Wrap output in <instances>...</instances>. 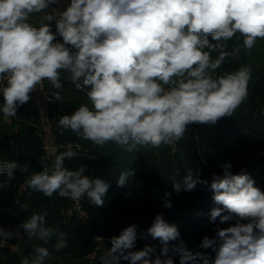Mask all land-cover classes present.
<instances>
[{
    "label": "clouds",
    "instance_id": "clouds-1",
    "mask_svg": "<svg viewBox=\"0 0 264 264\" xmlns=\"http://www.w3.org/2000/svg\"><path fill=\"white\" fill-rule=\"evenodd\" d=\"M62 4L63 0H0L4 122L11 123L44 81L62 89V72L70 75L88 103L60 116L58 126L96 146L113 143L127 152L137 146L176 148L189 125H215L231 118L247 100L250 66L218 75L216 70L229 57H238L242 48L251 50L264 40V0H70L61 9ZM34 16L39 17L35 23ZM234 38L242 39V48L236 44L228 50ZM213 52L218 53L215 59ZM49 99L61 101L62 96L54 91ZM76 156L69 145L50 167L45 164L33 173L26 187L47 198H87L91 206H103L109 183L85 175L86 165L68 169L65 161ZM220 167L223 174H213L211 182L193 169L181 182L176 169L162 206L170 210L173 192H191L199 185L213 194L216 206L208 213L209 221L219 218L224 224L235 216L233 225L217 226L214 236L205 235L197 249L189 250L178 226L157 213L146 230L132 223L113 235L102 264H119L121 259L129 264H174L177 256L179 264H264V191L246 172L233 174L231 161ZM16 169L27 172L28 166L0 161V174L9 181ZM132 175L130 170L121 172L117 185L124 187ZM47 216V211L33 213L17 227L29 241L48 244L55 238L53 249L60 252L68 247L66 233L49 225ZM14 235L23 239L18 232L0 228V248ZM148 237L159 242V254L149 244L134 250L138 240ZM11 251H19L18 244L11 245ZM51 258L47 247L34 245L20 264H46Z\"/></svg>",
    "mask_w": 264,
    "mask_h": 264
},
{
    "label": "trees",
    "instance_id": "trees-1",
    "mask_svg": "<svg viewBox=\"0 0 264 264\" xmlns=\"http://www.w3.org/2000/svg\"><path fill=\"white\" fill-rule=\"evenodd\" d=\"M52 25L55 31L54 21ZM57 39L61 40L59 37ZM228 44V50L236 44L242 48V39L234 38ZM217 55L218 53L213 52V59ZM242 66L251 68L247 100L231 118L224 117L215 125H189L176 148L167 145L158 149L137 146L133 152H127L113 143L103 147L96 146L70 130L60 128V116L71 115L81 104L88 103L85 94L75 89L68 73H61L62 89H53L48 81L45 82L49 94L59 91L62 96V100L57 102L48 101L44 97L49 105L46 110L48 119L43 121V111L33 93H30L31 100L17 109V116L11 118V123L0 121V137L4 138L9 147L6 157L13 158L21 167L28 166L27 172L15 170L18 182L25 183L33 173L42 170L45 164L50 167L55 155L71 145L77 151V156L70 161L66 160L65 166L70 170H78L81 165H88V176L102 178L110 186L103 206H91L85 198L87 217L75 211L70 215L62 213L63 208H71L70 199L61 198L58 194L47 198L27 188L24 193L27 207L23 209L17 206L15 221L21 223L33 213L47 211L48 224L58 226L66 233L68 247L55 252V238L48 244L36 239L29 241L23 231V257L31 253L34 245H41L52 253V258L46 264H102V258L107 253L104 249L99 252L94 263H90L85 257L87 250L96 244L98 236L119 235L125 226L132 223L139 224L143 231L142 228H148L157 213H163L167 222L178 226L181 239L189 250L197 249L205 235L214 236V228L217 226L225 228L233 225L237 220L235 216L224 224H220L219 218L215 223L209 221L208 213L216 205L212 201V192L206 187L198 185L191 192H173V207L170 210L162 206V197L164 192L171 191L170 177L176 169H179L177 179L181 182L190 169H193L194 174L199 172L202 179L211 182L213 174H223L220 165L226 161H231L233 174L246 172L255 179L256 186L264 191V40H258L251 50L242 48L236 58L229 57L216 70V74L234 72ZM59 103L64 106V112L60 111ZM45 124L49 125L52 134L50 144L58 146L56 151L45 147L48 141ZM74 144H78L80 149ZM258 155L261 164L254 162L253 158ZM128 170L133 175L128 178L124 187H119L117 179L120 173ZM16 196L15 192L13 198ZM145 244L154 245L156 254H159L160 245L157 240L148 237L136 242L142 248ZM16 255L13 252L5 263L0 264H15ZM18 259L21 260V257ZM119 264L129 262L121 259ZM174 264H179L178 256L174 258Z\"/></svg>",
    "mask_w": 264,
    "mask_h": 264
},
{
    "label": "built area",
    "instance_id": "built-area-1",
    "mask_svg": "<svg viewBox=\"0 0 264 264\" xmlns=\"http://www.w3.org/2000/svg\"><path fill=\"white\" fill-rule=\"evenodd\" d=\"M70 1L69 0H65L64 4L67 6V4H69ZM65 6V7H66ZM45 82L43 84V87L40 88L43 96L48 100V101H53V102H57L54 99H49V97H51V94H49V92L46 90V86H45ZM0 103H2V101L0 100ZM59 109L61 112L65 111L64 106L59 103ZM15 129L17 130L18 127L16 126ZM75 146L78 144H74ZM46 148L50 149V150H57L58 146H54V145H45ZM80 149V147L78 148ZM15 156H17V153H15ZM14 159L13 158H8V157H0V161L2 162H7V161H11ZM84 165H81V167H83ZM86 170H85V175L88 176L89 174V166L86 165ZM27 190V187L25 185V183H19L17 178L15 177V170H14V178L9 181L7 179L6 174H0V200L1 201H5V202H14L17 206L21 207V208H26L27 207V202L24 198V193ZM16 192V197L13 198V194ZM71 200V199H70ZM84 202H85V198L81 199L80 201H73L71 200V208L67 209V208H63L62 209V213H64L65 215H70L73 213V211H75L76 213H78L79 215H82L84 217H87V212L84 208ZM26 206V207H25ZM110 238L111 237H97L96 239V244L89 248L86 252L85 257L89 260L90 263H94L99 255V252L104 249L106 251H108V249L111 248V244H110ZM142 249L141 246L136 245V248L134 250H140Z\"/></svg>",
    "mask_w": 264,
    "mask_h": 264
},
{
    "label": "crops",
    "instance_id": "crops-1",
    "mask_svg": "<svg viewBox=\"0 0 264 264\" xmlns=\"http://www.w3.org/2000/svg\"><path fill=\"white\" fill-rule=\"evenodd\" d=\"M64 1L65 0H63V4L59 6V7H61V9H63L66 6L64 4ZM50 7L54 8V7H57V5H51ZM37 21H38L37 16L32 17L31 22L35 23ZM32 93H33L34 98L36 99V102L39 104L41 110H43V112H42L43 121L45 119H48L46 110H47L49 105L46 102V99L44 98L43 94L41 93V90L38 89L36 91H33ZM0 100L3 103V99L1 96H0ZM0 121L3 122L2 113H0ZM45 128H46V138L48 140V141H46L45 144L51 145L50 142L52 140V134H51V131L49 129V125L45 124ZM48 150H50V149H48ZM3 152H4V150H3ZM1 153H2V151H1ZM17 210H18V207L14 202H12V201L5 202V201L0 200V228H3L5 230H9V231L18 232L19 237L24 238L23 229L17 227L21 223L18 221H15V216H16ZM22 242H23V239L18 240L16 235H14L12 239L8 240L7 246L4 248H0V263H5V260L7 258H9L13 252H16V254L18 256L16 255L17 257H15V264H20V259H18V258L23 257V250H24V245ZM13 244H18L19 251H11V245H13ZM11 262L12 261L10 259L9 263H11Z\"/></svg>",
    "mask_w": 264,
    "mask_h": 264
},
{
    "label": "rangeland",
    "instance_id": "rangeland-1",
    "mask_svg": "<svg viewBox=\"0 0 264 264\" xmlns=\"http://www.w3.org/2000/svg\"><path fill=\"white\" fill-rule=\"evenodd\" d=\"M0 157H6L7 156V151L9 150L8 148V145H7V143H6V141L4 140V138H1L0 137ZM2 148H3V150H5L4 152H3V150H2ZM7 150V151H6ZM1 151H2V153H1ZM257 157V158H256ZM255 158H253L254 159V162H256L257 164H261L260 163V161H258V157H259V155L258 156H256ZM258 167H260V166H258ZM147 228H145V227H143L142 228V230H146ZM98 237H100V236H98ZM110 237H112V236H110Z\"/></svg>",
    "mask_w": 264,
    "mask_h": 264
}]
</instances>
